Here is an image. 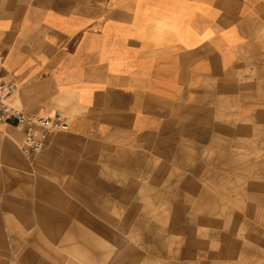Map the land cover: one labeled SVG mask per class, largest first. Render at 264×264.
<instances>
[{
	"label": "crops",
	"instance_id": "1",
	"mask_svg": "<svg viewBox=\"0 0 264 264\" xmlns=\"http://www.w3.org/2000/svg\"><path fill=\"white\" fill-rule=\"evenodd\" d=\"M0 49L13 102L69 125L39 152L0 125V226L40 185L87 195L88 169L143 137L198 136L236 114L264 129V0H0Z\"/></svg>",
	"mask_w": 264,
	"mask_h": 264
},
{
	"label": "rangeland",
	"instance_id": "2",
	"mask_svg": "<svg viewBox=\"0 0 264 264\" xmlns=\"http://www.w3.org/2000/svg\"><path fill=\"white\" fill-rule=\"evenodd\" d=\"M229 124L104 153L77 189L87 195L40 185L6 205L0 264H264V190L247 192L264 189V129Z\"/></svg>",
	"mask_w": 264,
	"mask_h": 264
},
{
	"label": "built area",
	"instance_id": "3",
	"mask_svg": "<svg viewBox=\"0 0 264 264\" xmlns=\"http://www.w3.org/2000/svg\"><path fill=\"white\" fill-rule=\"evenodd\" d=\"M3 54L0 49V125L15 122L24 129L23 150L39 152L43 149L48 136L69 127L66 117L60 110L49 116L27 114L22 107L13 102L18 87L1 73Z\"/></svg>",
	"mask_w": 264,
	"mask_h": 264
}]
</instances>
